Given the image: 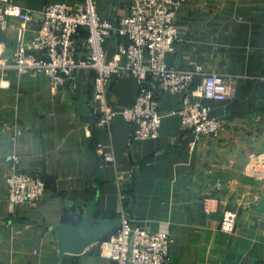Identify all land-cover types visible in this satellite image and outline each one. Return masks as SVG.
Segmentation results:
<instances>
[{
	"label": "crops",
	"instance_id": "0c3cea01",
	"mask_svg": "<svg viewBox=\"0 0 264 264\" xmlns=\"http://www.w3.org/2000/svg\"><path fill=\"white\" fill-rule=\"evenodd\" d=\"M77 1L11 0L38 13L48 3ZM129 2L96 0L113 26L103 45L108 60L117 55ZM176 24L181 39L168 57L171 66L199 64L237 78L233 100H203L223 118L224 132L202 136L194 147V134L174 113L181 95L160 97L159 136L141 141L121 115L106 131L82 120L94 116V71L80 70L55 87L44 75L0 70V264H114L101 255L100 242L79 255L59 250L54 226L65 202L87 204L86 212L104 219L124 211L142 228L167 232L173 240L167 264H264V182L237 177L249 176L251 158L264 155V0H183ZM20 25L9 18L0 31L2 57L10 56ZM38 26L36 15L27 40ZM138 92L133 75L113 78L111 107L122 112ZM103 152L115 162L104 163ZM14 157L22 171L49 179L35 207L10 204L6 181ZM227 209L238 214L232 234L220 229Z\"/></svg>",
	"mask_w": 264,
	"mask_h": 264
},
{
	"label": "built area",
	"instance_id": "2783aa9c",
	"mask_svg": "<svg viewBox=\"0 0 264 264\" xmlns=\"http://www.w3.org/2000/svg\"><path fill=\"white\" fill-rule=\"evenodd\" d=\"M183 0H130L128 14L119 21L117 55L106 58L103 48L113 26L97 10L96 0H78L73 4L48 3L42 12L17 6L11 0H0V31L9 28V18L21 25L12 52L0 55V70H14L24 75H44L55 87L63 85L73 73L92 70L95 125L109 130L121 115L132 128V139L150 140L159 136L162 123L160 97L170 93L182 99L174 113L182 129L194 136L192 147L202 136L217 137L225 130L224 120L207 107L203 100L216 102L234 99L237 78L208 71L199 64L180 68L171 66L168 57L181 39L176 24ZM39 15V26L31 40L26 39L27 25ZM83 32L86 36L83 37ZM84 56H80L84 51ZM133 75L139 92L132 106L116 112L110 105L111 80ZM104 163H114L113 153H102ZM6 181L11 206H37L46 190L42 177L18 168V159ZM222 189L221 182H217ZM238 214L223 212L220 229L232 234ZM121 223L106 240L100 242L102 256L114 264H167L172 237L167 232H151L134 224L124 211Z\"/></svg>",
	"mask_w": 264,
	"mask_h": 264
},
{
	"label": "water",
	"instance_id": "95a60500",
	"mask_svg": "<svg viewBox=\"0 0 264 264\" xmlns=\"http://www.w3.org/2000/svg\"><path fill=\"white\" fill-rule=\"evenodd\" d=\"M73 73L69 78H74ZM82 120L95 122L94 116H82ZM43 181H49L44 174ZM136 204L134 197L127 214L131 215ZM87 204L65 202L59 223L54 226L57 245L62 253L79 255L89 247L101 242L103 238L113 233L121 223V218L104 219L96 217L93 211L86 212Z\"/></svg>",
	"mask_w": 264,
	"mask_h": 264
},
{
	"label": "rangeland",
	"instance_id": "374dc122",
	"mask_svg": "<svg viewBox=\"0 0 264 264\" xmlns=\"http://www.w3.org/2000/svg\"><path fill=\"white\" fill-rule=\"evenodd\" d=\"M250 175L249 176H237L239 181H246L244 178H254L255 180H258L259 182H264V155L262 157H255L251 158L250 162ZM256 169V170H255ZM252 176V177H251ZM261 180V181H260Z\"/></svg>",
	"mask_w": 264,
	"mask_h": 264
},
{
	"label": "trees",
	"instance_id": "16d2710c",
	"mask_svg": "<svg viewBox=\"0 0 264 264\" xmlns=\"http://www.w3.org/2000/svg\"><path fill=\"white\" fill-rule=\"evenodd\" d=\"M82 36H83V37H85V36H86V33H85V32H83ZM108 237H109V235H108V236H106L105 238H103V240H106ZM103 240H102V241H103Z\"/></svg>",
	"mask_w": 264,
	"mask_h": 264
},
{
	"label": "bare ground",
	"instance_id": "6f19581e",
	"mask_svg": "<svg viewBox=\"0 0 264 264\" xmlns=\"http://www.w3.org/2000/svg\"><path fill=\"white\" fill-rule=\"evenodd\" d=\"M256 170V169H255ZM262 171H264V170H262Z\"/></svg>",
	"mask_w": 264,
	"mask_h": 264
}]
</instances>
